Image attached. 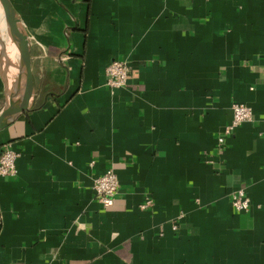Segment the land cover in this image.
<instances>
[{
	"label": "crops",
	"instance_id": "1",
	"mask_svg": "<svg viewBox=\"0 0 264 264\" xmlns=\"http://www.w3.org/2000/svg\"><path fill=\"white\" fill-rule=\"evenodd\" d=\"M11 2L35 94L0 130L19 155L0 176V264H264V0ZM6 44L0 110L17 90ZM114 60L130 66L118 91ZM235 104L252 119L219 148ZM107 170L110 208L94 190Z\"/></svg>",
	"mask_w": 264,
	"mask_h": 264
},
{
	"label": "built area",
	"instance_id": "2",
	"mask_svg": "<svg viewBox=\"0 0 264 264\" xmlns=\"http://www.w3.org/2000/svg\"><path fill=\"white\" fill-rule=\"evenodd\" d=\"M106 86L113 91L126 88L130 74V66L126 62L114 60L106 68ZM233 117L222 134L218 138L219 148L224 147L227 139L232 136L234 131L243 123L252 119V109L244 104L233 106ZM18 154L11 149L0 153V176H11L17 172ZM94 190L98 202L105 208L114 205V201L119 193V179L113 170H107L102 176L98 177L94 183ZM233 209L238 213H245L250 210L251 201L246 192L242 189L237 190L231 197ZM152 205V201L147 200L141 209H147Z\"/></svg>",
	"mask_w": 264,
	"mask_h": 264
},
{
	"label": "water",
	"instance_id": "3",
	"mask_svg": "<svg viewBox=\"0 0 264 264\" xmlns=\"http://www.w3.org/2000/svg\"><path fill=\"white\" fill-rule=\"evenodd\" d=\"M6 31L17 53V90L10 101L0 110V130L9 127L20 116L31 111L35 94L34 77L31 67V43L22 26L17 10L11 0H0ZM16 96V101L12 100Z\"/></svg>",
	"mask_w": 264,
	"mask_h": 264
},
{
	"label": "bare ground",
	"instance_id": "4",
	"mask_svg": "<svg viewBox=\"0 0 264 264\" xmlns=\"http://www.w3.org/2000/svg\"><path fill=\"white\" fill-rule=\"evenodd\" d=\"M7 41L10 42V39L6 31L3 11H2V8L0 7V53H1L0 58L2 59V62L0 60V64H1V68L3 71L4 69H7V67L9 66V60L7 59L8 57V50H7V44H6Z\"/></svg>",
	"mask_w": 264,
	"mask_h": 264
},
{
	"label": "rangeland",
	"instance_id": "5",
	"mask_svg": "<svg viewBox=\"0 0 264 264\" xmlns=\"http://www.w3.org/2000/svg\"><path fill=\"white\" fill-rule=\"evenodd\" d=\"M7 59L9 60V58L7 57ZM0 60H1V62H2V59L0 58ZM0 69H1V71H2V74L5 76V77H7L8 76V67H7V69H4V71L2 70V68H1V64H0Z\"/></svg>",
	"mask_w": 264,
	"mask_h": 264
}]
</instances>
